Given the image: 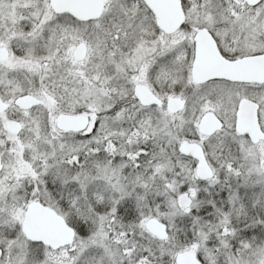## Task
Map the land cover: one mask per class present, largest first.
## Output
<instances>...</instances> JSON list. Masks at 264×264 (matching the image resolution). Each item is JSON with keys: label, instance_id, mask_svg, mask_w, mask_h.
<instances>
[{"label": "snow or ice", "instance_id": "6c2138e0", "mask_svg": "<svg viewBox=\"0 0 264 264\" xmlns=\"http://www.w3.org/2000/svg\"><path fill=\"white\" fill-rule=\"evenodd\" d=\"M0 264H264V0H0Z\"/></svg>", "mask_w": 264, "mask_h": 264}]
</instances>
